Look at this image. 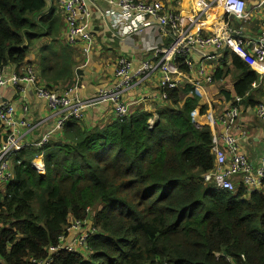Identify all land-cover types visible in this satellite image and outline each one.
<instances>
[{"label":"trees","instance_id":"16d2710c","mask_svg":"<svg viewBox=\"0 0 264 264\" xmlns=\"http://www.w3.org/2000/svg\"><path fill=\"white\" fill-rule=\"evenodd\" d=\"M54 1L0 0V72L15 66L19 73L30 47L58 34L59 15L47 8ZM70 47L54 62L53 44L43 53L36 75L47 89L57 92L59 80H70ZM229 56L241 73L235 95L253 105L249 93L260 75ZM163 92L155 118L136 111L92 128L69 118L60 140L12 155L13 178L0 184V264L47 256L69 222L87 215L96 228L89 253L61 251L50 264H264V193L205 183L214 155L210 128L190 117L198 98L189 84ZM40 153L44 175L33 167Z\"/></svg>","mask_w":264,"mask_h":264},{"label":"crops","instance_id":"0c3cea01","mask_svg":"<svg viewBox=\"0 0 264 264\" xmlns=\"http://www.w3.org/2000/svg\"><path fill=\"white\" fill-rule=\"evenodd\" d=\"M166 6L176 10H182V19L184 20L183 28L187 29L193 25L194 17L205 4H212L214 19L200 16L195 19V31L202 33L216 32L223 24V0H182L178 5L177 0H161ZM246 11L248 17L236 22L242 32V38L239 44L231 49L215 48L210 53L216 56L214 60H203L201 53L196 52L191 57L194 61V67L203 66L205 71L198 76L200 81L201 95L198 98L197 105L194 108L196 114L194 119L200 122L202 126L206 124L205 115L213 112L218 115L223 110L229 108L235 103L237 97L234 92V83L240 76L238 69L232 65L230 54L237 55L251 69L260 74V81L253 86L249 93V99L256 105L264 99V62L258 61L251 51L246 39L257 38L259 35V22L261 13L254 9L257 0H246ZM85 10L79 16V23L84 26L85 30L90 33V38L81 40L74 46L71 67V78L68 81L59 80L55 89L59 94L68 97L87 99L94 96L101 88H111L115 83V68L117 60L121 55H125L131 61L132 68L136 69L143 62L154 61V50L158 47H165L171 41V36L166 29H163L146 17L142 21L145 26L139 28V21L127 11L108 3L104 0H85ZM53 7L56 14L59 15L61 27L55 37H43L30 47L24 65L20 66L19 73L16 72L15 66H8L4 69L5 73H16L20 75L23 69L31 67L32 70L39 73L40 62L44 52L53 44L56 54H50L52 62L55 61L56 55L60 54L61 49L67 46L66 24L60 7L54 1L47 2V8ZM55 15H51L53 18ZM228 54L227 58L224 55ZM218 70L225 74L218 80H212V77ZM196 72H194L195 75ZM161 74L152 73L147 79L136 84L133 89L125 91L123 94L124 101L128 104V114L136 111H147L157 116V110L165 100L161 98L160 88ZM262 81V83H261ZM43 84V83H42ZM184 82L182 86L188 85ZM190 85V84H189ZM15 90V91H14ZM190 94V93H189ZM191 95V94H190ZM188 94H182L184 99ZM247 97V96H246ZM239 103L241 110L240 118L237 120L233 129L239 140L240 151L244 153L252 165L256 168L261 158H264V121H260L254 114V106L242 101ZM10 101L16 112L17 119H26L35 125L34 130L27 133L24 137L26 143H31L39 138L45 132L49 133V139L60 140L61 131H52L56 119L61 115L57 109L47 106L45 100L38 98L34 94V87L25 86L23 90L15 88H4L0 90V101ZM255 103V104H254ZM27 107V108H24ZM27 109V110H26ZM26 110V111H25ZM117 118L112 104L102 102L89 106L83 110L81 122L82 125L92 128L95 125H105ZM211 132L214 130L221 133L223 128L217 124L215 128L208 126ZM4 127L0 124V137L4 132ZM26 131V130H21ZM238 176L234 180H238ZM240 185L236 182L235 186ZM264 193V183L259 188Z\"/></svg>","mask_w":264,"mask_h":264},{"label":"built area","instance_id":"2783aa9c","mask_svg":"<svg viewBox=\"0 0 264 264\" xmlns=\"http://www.w3.org/2000/svg\"><path fill=\"white\" fill-rule=\"evenodd\" d=\"M104 1L132 14L140 22L139 28L146 25L142 21L144 18H150L169 32L171 41L167 46L158 47L154 50L156 58L154 61L143 62L136 69L132 68L131 61L127 56L121 55L115 68L116 80L114 85L111 88L99 89L94 96L87 99L68 97L47 89L31 67L24 68L20 75L0 72V88L23 90L26 85L32 86L34 87V94L45 100L48 107L61 112L52 131L61 130L69 118L80 120L85 108L102 102L111 103L117 117L128 115V104L123 99L124 92L133 89L136 84L156 72L161 74L160 88L162 89L161 98L163 100L166 99L163 92L165 87H179L184 82L190 84L195 96H200L199 88L201 85L198 76L203 74L205 69L203 66L194 67L195 64L191 57L197 52L198 54L201 53L203 60H214L216 56L211 54L210 50L236 47L242 38L241 29L236 22L245 20L249 15L246 11V0H223V24L221 28L216 32L202 33L195 31V19L204 16L212 21L214 19L213 10H211L214 8L212 4H205L196 13L194 20L191 19L193 25L184 29L181 13L184 9L178 11L166 6L161 0ZM181 1L177 0L178 5H181ZM55 2L60 7L66 24L68 43L73 45L81 40L89 39L90 33L79 23V16L85 10V0H55ZM254 9L261 13L259 35L257 38L246 39V44L251 48L253 56L258 61L264 62V0H257ZM178 59L183 61L187 70L179 67ZM194 72H196L195 75ZM262 75L264 76V72ZM241 99L237 96L235 103L218 115L213 112H208L205 115L208 126L214 129L219 124L223 131L221 133L212 131L211 149L214 155V166L202 175L203 181L222 190L235 189L236 182L249 189H259L264 181V158L260 159L256 168H253L246 155L240 151L238 137L233 131L237 120L240 118L239 103ZM253 108L256 117L260 121H264V99ZM195 114L196 111L193 109L190 112L191 120L195 126L201 127L202 124L194 119ZM150 123L152 122L150 121ZM0 124L5 129L0 137V184H3L8 183L13 178L12 155L30 145L41 148L49 140V133L45 132L37 140L29 144L26 143L24 137L34 130L35 125L26 119H17L15 107L8 100L0 101ZM22 129L26 131L23 132ZM33 167L39 174H45L41 153L33 160ZM236 176L239 177L237 181L234 180ZM89 212L90 210H87V213ZM90 221L91 218L88 215L83 220H71L65 233L59 236L57 244L47 248V256L43 258L30 257L27 261L28 264H50L52 258L61 251L79 252L87 255L89 253L87 240L89 236L96 233V228Z\"/></svg>","mask_w":264,"mask_h":264},{"label":"rangeland","instance_id":"374dc122","mask_svg":"<svg viewBox=\"0 0 264 264\" xmlns=\"http://www.w3.org/2000/svg\"><path fill=\"white\" fill-rule=\"evenodd\" d=\"M182 2V1H181ZM3 87L0 88V90L2 89Z\"/></svg>","mask_w":264,"mask_h":264},{"label":"bare ground","instance_id":"6f19581e","mask_svg":"<svg viewBox=\"0 0 264 264\" xmlns=\"http://www.w3.org/2000/svg\"><path fill=\"white\" fill-rule=\"evenodd\" d=\"M185 1V0H184ZM6 100V99H5Z\"/></svg>","mask_w":264,"mask_h":264}]
</instances>
